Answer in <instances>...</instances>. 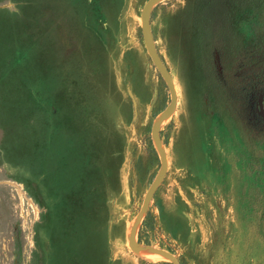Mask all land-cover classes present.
I'll use <instances>...</instances> for the list:
<instances>
[{
    "label": "rangeland",
    "instance_id": "1",
    "mask_svg": "<svg viewBox=\"0 0 264 264\" xmlns=\"http://www.w3.org/2000/svg\"><path fill=\"white\" fill-rule=\"evenodd\" d=\"M147 1L0 0V264H171L127 242L170 103ZM150 24L178 108L138 241L264 264V0H165Z\"/></svg>",
    "mask_w": 264,
    "mask_h": 264
},
{
    "label": "water",
    "instance_id": "2",
    "mask_svg": "<svg viewBox=\"0 0 264 264\" xmlns=\"http://www.w3.org/2000/svg\"><path fill=\"white\" fill-rule=\"evenodd\" d=\"M163 1L165 0H148L141 11V31L144 45L154 67L161 75L170 93L169 105L162 113L159 114V116L153 122L151 127V141L159 157L160 170L153 182L151 183L150 187L148 188L143 199L141 208L137 216L135 217V220L131 224L127 235V242L133 254L137 255L140 258H161L162 260H166L171 264H182L180 259L170 251L154 246L142 245L138 241L140 231L142 229L143 223L150 208V204L157 190L164 182L168 173L169 161L167 150L165 148L161 135L162 127L169 119L173 117L178 108V93L175 86V82L168 66L166 65L165 61L163 60L157 49L150 24L151 12L158 4ZM129 95L135 105L136 102L130 90Z\"/></svg>",
    "mask_w": 264,
    "mask_h": 264
},
{
    "label": "bare ground",
    "instance_id": "3",
    "mask_svg": "<svg viewBox=\"0 0 264 264\" xmlns=\"http://www.w3.org/2000/svg\"><path fill=\"white\" fill-rule=\"evenodd\" d=\"M153 259H161V258H153Z\"/></svg>",
    "mask_w": 264,
    "mask_h": 264
}]
</instances>
